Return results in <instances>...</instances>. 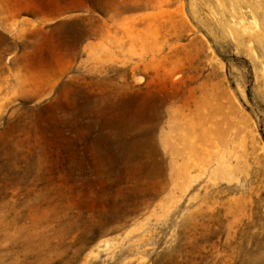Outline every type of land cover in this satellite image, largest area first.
I'll return each mask as SVG.
<instances>
[{
    "label": "rangeland",
    "instance_id": "obj_1",
    "mask_svg": "<svg viewBox=\"0 0 264 264\" xmlns=\"http://www.w3.org/2000/svg\"><path fill=\"white\" fill-rule=\"evenodd\" d=\"M0 264H264V0H0Z\"/></svg>",
    "mask_w": 264,
    "mask_h": 264
},
{
    "label": "crops",
    "instance_id": "obj_2",
    "mask_svg": "<svg viewBox=\"0 0 264 264\" xmlns=\"http://www.w3.org/2000/svg\"><path fill=\"white\" fill-rule=\"evenodd\" d=\"M85 5H86V4H84V6H82V8H81V9H84V8H85ZM68 9H69V8H68Z\"/></svg>",
    "mask_w": 264,
    "mask_h": 264
},
{
    "label": "bare ground",
    "instance_id": "obj_3",
    "mask_svg": "<svg viewBox=\"0 0 264 264\" xmlns=\"http://www.w3.org/2000/svg\"><path fill=\"white\" fill-rule=\"evenodd\" d=\"M232 22V21H231ZM232 23H234V22H232Z\"/></svg>",
    "mask_w": 264,
    "mask_h": 264
}]
</instances>
